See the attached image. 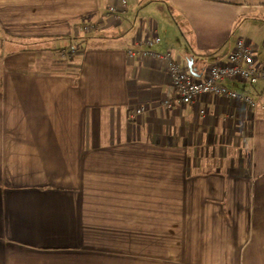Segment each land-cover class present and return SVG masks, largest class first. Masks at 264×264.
I'll return each mask as SVG.
<instances>
[{"label": "crops", "instance_id": "crops-1", "mask_svg": "<svg viewBox=\"0 0 264 264\" xmlns=\"http://www.w3.org/2000/svg\"><path fill=\"white\" fill-rule=\"evenodd\" d=\"M119 1L0 0V264H264V110L128 55L264 69V0Z\"/></svg>", "mask_w": 264, "mask_h": 264}, {"label": "built area", "instance_id": "built-area-1", "mask_svg": "<svg viewBox=\"0 0 264 264\" xmlns=\"http://www.w3.org/2000/svg\"><path fill=\"white\" fill-rule=\"evenodd\" d=\"M122 8L126 5V0H120ZM109 12H116L115 5L108 8ZM155 42L158 38L155 37ZM153 41L146 42L151 45ZM234 50L229 53L226 64H214L208 72V76L203 81L195 80L186 70H182L174 57L169 52L158 54L155 52L142 51L139 53L129 51V57L142 56L144 58H154L160 61L167 73L169 83L177 99L183 104H190L197 96L208 94L218 95L225 99L240 100L247 104L252 112L258 109L264 110V102L261 99H251L244 94H238L230 89L225 88L223 81L227 78L238 79L253 85L259 81L264 82V69L256 66L252 54V48L246 45L242 40L236 41ZM64 53H62L63 55ZM168 105V102L165 103ZM142 108L133 111L132 116H138L142 112Z\"/></svg>", "mask_w": 264, "mask_h": 264}, {"label": "water", "instance_id": "water-1", "mask_svg": "<svg viewBox=\"0 0 264 264\" xmlns=\"http://www.w3.org/2000/svg\"><path fill=\"white\" fill-rule=\"evenodd\" d=\"M187 69H188V71H189V75H191V76H193V77L196 76V75H195V72H194V69L191 68V62L188 63V65H187Z\"/></svg>", "mask_w": 264, "mask_h": 264}, {"label": "rangeland", "instance_id": "rangeland-1", "mask_svg": "<svg viewBox=\"0 0 264 264\" xmlns=\"http://www.w3.org/2000/svg\"><path fill=\"white\" fill-rule=\"evenodd\" d=\"M178 63H179V61L178 60H176ZM180 64V63H179ZM181 66V65H180ZM181 69H182V67H181ZM182 70H185V69H182Z\"/></svg>", "mask_w": 264, "mask_h": 264}]
</instances>
